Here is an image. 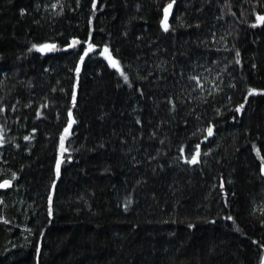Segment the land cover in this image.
I'll return each mask as SVG.
<instances>
[{
  "label": "trees",
  "instance_id": "obj_1",
  "mask_svg": "<svg viewBox=\"0 0 264 264\" xmlns=\"http://www.w3.org/2000/svg\"><path fill=\"white\" fill-rule=\"evenodd\" d=\"M170 2L0 0V264H261L264 0Z\"/></svg>",
  "mask_w": 264,
  "mask_h": 264
},
{
  "label": "snow or ice",
  "instance_id": "obj_2",
  "mask_svg": "<svg viewBox=\"0 0 264 264\" xmlns=\"http://www.w3.org/2000/svg\"><path fill=\"white\" fill-rule=\"evenodd\" d=\"M175 2V0H172V2L166 4L163 8V19L161 21V24H162V27H163V30L165 32L169 31V24H168V16L170 14V10L172 9L173 7V3ZM77 4H79V0H77ZM51 7L53 9H55L57 7V4H52ZM62 7V6H61ZM92 8L93 10L95 11L96 8H97V0H92ZM24 13V10L21 9V14ZM258 26H264V14H256V18H255V22L251 24V27L253 28H256ZM81 43V41L79 39H76L74 38L72 40V42L70 44L67 45L68 48H75L77 45H79ZM84 43L87 45V47H84L81 51V54L79 55V62L80 64H82L85 60V57H88L90 53H93L95 51V49L97 48V45L92 42L91 40V34L89 35V39L84 41ZM56 45L55 44H52V43H43V44H33L32 45V49H35L36 51L38 52H41V53H48V52H53L56 50ZM100 55L103 56L108 64L116 69L120 75L123 77L125 83H128V80H129V77L124 73V71L121 69L120 67V62L115 59L113 57V55L111 54V51L108 47V45H104L103 46V49L102 51L100 52ZM239 56H240V53L239 51L236 52V57H237V63H239ZM253 67H255V65H253ZM79 64L76 66V72L77 74H79ZM190 79L192 80H195L196 81V84L197 86L199 87L200 86V80H199V77H196V76H193V77H190ZM131 86V85H129ZM258 90L255 89V88H252V89H249L248 91V94L249 95H254V94H257ZM72 103H73V107H75V104H76V94L75 92L72 93ZM169 103H172V101H169ZM175 107V105L173 104V108ZM244 108V104H240L236 109L235 111L236 112H241L242 109ZM76 121L75 119L73 118V113H72V109H68V123H67V126L64 128L63 130V133L61 134V137H60V152H61V155H63V153L67 152L68 149L65 147V140L67 139L68 135L70 134L69 130L71 129L72 125L75 124ZM137 123H140L139 120H137ZM207 134L208 136H212L213 135V127L212 126H209L207 129ZM207 138V137H206ZM25 139H29V137L25 136ZM163 142V141H161ZM180 153L181 155H183L184 153V148L181 147L180 148ZM256 154L258 157H260L261 159V172L264 173V156H261L260 155V151L257 149L256 150ZM200 155V145L197 144L195 146V152L193 154H191L190 158L188 157H185V163H188V164H197L199 162L198 160V157ZM68 160H71V156H69L67 158ZM61 163L62 161L61 160H57L56 162V166H55V174H56V177L59 178L60 176V170H61ZM11 183V181L9 180H5L2 184H0V187H8L9 184ZM53 187H55V181H53ZM49 202H50V205H51V197L49 198ZM52 214V209H51V206L49 207V215ZM227 219L231 220L232 217L231 216H228L226 217ZM188 227H194V225L192 224H189ZM262 247H264V245H262ZM261 264H264V258L261 259Z\"/></svg>",
  "mask_w": 264,
  "mask_h": 264
},
{
  "label": "rangeland",
  "instance_id": "obj_3",
  "mask_svg": "<svg viewBox=\"0 0 264 264\" xmlns=\"http://www.w3.org/2000/svg\"><path fill=\"white\" fill-rule=\"evenodd\" d=\"M171 11H172V9L170 10V14H171ZM170 14H169V16H170ZM169 16H168V17H169ZM106 61H107V60H106ZM111 68H112V67H111ZM113 69H114V68H113Z\"/></svg>",
  "mask_w": 264,
  "mask_h": 264
},
{
  "label": "water",
  "instance_id": "obj_4",
  "mask_svg": "<svg viewBox=\"0 0 264 264\" xmlns=\"http://www.w3.org/2000/svg\"><path fill=\"white\" fill-rule=\"evenodd\" d=\"M59 154L61 155L60 149H59Z\"/></svg>",
  "mask_w": 264,
  "mask_h": 264
}]
</instances>
